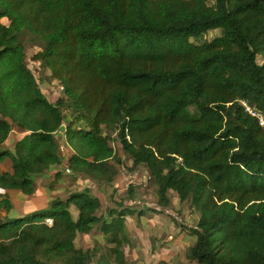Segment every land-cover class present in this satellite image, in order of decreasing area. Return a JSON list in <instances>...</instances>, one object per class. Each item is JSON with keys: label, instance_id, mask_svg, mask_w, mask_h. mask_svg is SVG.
Listing matches in <instances>:
<instances>
[{"label": "trees", "instance_id": "16d2710c", "mask_svg": "<svg viewBox=\"0 0 264 264\" xmlns=\"http://www.w3.org/2000/svg\"><path fill=\"white\" fill-rule=\"evenodd\" d=\"M211 30L220 34L202 42ZM24 34L63 87L55 101L28 66ZM244 103L264 116V0H0V145L14 126L27 132L0 153L13 165L0 168L1 189L34 194L63 164L61 143L72 155L56 180L69 170L111 183L116 133L161 207L174 191L199 212L192 260L264 264V125ZM100 208L85 188L0 217V264H127V215L142 211ZM99 224L110 249L95 261L76 239Z\"/></svg>", "mask_w": 264, "mask_h": 264}, {"label": "rangeland", "instance_id": "374dc122", "mask_svg": "<svg viewBox=\"0 0 264 264\" xmlns=\"http://www.w3.org/2000/svg\"><path fill=\"white\" fill-rule=\"evenodd\" d=\"M213 1L209 0L210 3ZM3 21L9 24L8 19ZM219 34L220 30H211L201 41L211 40ZM21 40L26 45L28 66L36 75L46 96L51 101L63 96L62 85L53 79L51 71L40 67L39 62L32 59L41 48L32 44L26 34L21 36ZM258 61L263 62L262 56H258ZM111 144L122 161L117 165L118 174L113 182L85 181L79 176L64 175V182L59 186L60 190H56V194L66 197L71 192L88 188L101 200L99 215L104 217L108 216L107 209L120 210L125 206L133 207L136 212L142 211L127 215V230L131 238L130 244L123 247L127 264H199L188 253L195 242L191 229L197 224L199 212L192 207L190 200L181 201L174 191L169 192L170 204L165 208L161 207L158 204L157 186L151 179L148 168H132V159L123 151L116 133H112ZM65 145H62L61 154L64 164L68 165L72 151ZM76 245L94 250L95 261L102 255L109 257L110 245L105 242L100 224L89 234H79Z\"/></svg>", "mask_w": 264, "mask_h": 264}, {"label": "crops", "instance_id": "0c3cea01", "mask_svg": "<svg viewBox=\"0 0 264 264\" xmlns=\"http://www.w3.org/2000/svg\"><path fill=\"white\" fill-rule=\"evenodd\" d=\"M4 19L6 18H3L2 20ZM26 134L27 132L23 131L21 128L14 126L6 141L0 145V153L7 150L14 151L17 141L23 138ZM67 147L69 148L68 145ZM64 161L65 160H63L62 165H58L36 178V191L34 194L28 195L18 189L0 188V201L7 199L8 202L11 203L9 209H6L4 206L0 207V217L5 219L29 215L37 210L48 207L50 199L53 196H61L56 194V190H60L58 188L64 182V175H73L69 170H65L62 172V177L56 180L57 172L67 167V165L64 164ZM12 166V160L10 157H6L0 163L1 170L5 172H11ZM80 178L85 181L90 180L88 178H83L82 176Z\"/></svg>", "mask_w": 264, "mask_h": 264}, {"label": "built area", "instance_id": "2783aa9c", "mask_svg": "<svg viewBox=\"0 0 264 264\" xmlns=\"http://www.w3.org/2000/svg\"><path fill=\"white\" fill-rule=\"evenodd\" d=\"M62 88H63V87H62ZM244 105L246 106V109H247L250 113H252L253 115L257 116V117L260 119V122L264 125V116H263L261 113H259V112L255 111V110H253L252 108H250V107L247 105V103H244ZM62 145H65V144H64V143H61V147H60L61 151H62V149H63ZM65 146H66V145H65ZM52 222H53V220H52L51 218H48V219H47V223L52 224Z\"/></svg>", "mask_w": 264, "mask_h": 264}]
</instances>
